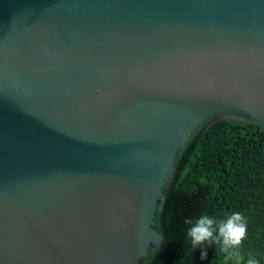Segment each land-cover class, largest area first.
I'll use <instances>...</instances> for the list:
<instances>
[{
    "label": "water",
    "instance_id": "95a60500",
    "mask_svg": "<svg viewBox=\"0 0 264 264\" xmlns=\"http://www.w3.org/2000/svg\"><path fill=\"white\" fill-rule=\"evenodd\" d=\"M210 116L264 132V0H0V264H138Z\"/></svg>",
    "mask_w": 264,
    "mask_h": 264
},
{
    "label": "trees",
    "instance_id": "16d2710c",
    "mask_svg": "<svg viewBox=\"0 0 264 264\" xmlns=\"http://www.w3.org/2000/svg\"><path fill=\"white\" fill-rule=\"evenodd\" d=\"M213 118L204 121L177 154L172 182L155 220L163 240L138 264H224L215 243L193 248L187 233L201 215L223 220L235 212L247 220L242 254H252L264 264V132L231 121L209 126ZM186 219L193 224H185ZM201 251L206 252L203 259Z\"/></svg>",
    "mask_w": 264,
    "mask_h": 264
},
{
    "label": "clouds",
    "instance_id": "9594fccd",
    "mask_svg": "<svg viewBox=\"0 0 264 264\" xmlns=\"http://www.w3.org/2000/svg\"><path fill=\"white\" fill-rule=\"evenodd\" d=\"M185 224L192 225L191 219H186ZM215 234V235H214ZM188 237L191 240V246L195 248L198 245L208 242L215 243L218 251L223 256L224 264H258L257 259L252 254L247 258L242 254L241 247L247 236V220L240 212L228 215L223 220H216L208 215H201L190 227ZM206 256V252L201 251V259Z\"/></svg>",
    "mask_w": 264,
    "mask_h": 264
}]
</instances>
